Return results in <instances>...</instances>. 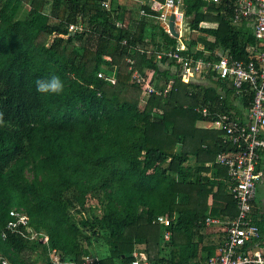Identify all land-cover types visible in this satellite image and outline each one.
I'll return each instance as SVG.
<instances>
[{
  "label": "trees",
  "instance_id": "trees-1",
  "mask_svg": "<svg viewBox=\"0 0 264 264\" xmlns=\"http://www.w3.org/2000/svg\"><path fill=\"white\" fill-rule=\"evenodd\" d=\"M233 1L184 0L195 30L180 53L203 57L204 50L221 48L245 57L253 36L230 22ZM138 12L122 0H0V253L13 264H30V252L38 250L43 264H85L86 255L98 258L93 264H116L137 248L152 264L195 263L216 247L204 241L205 219L236 214L224 167L204 166L228 147L197 107L217 109L223 93L219 110L241 115L250 97L242 95L237 108L221 80L184 82L179 63L153 52L177 49L178 39ZM70 23L82 29L61 36ZM128 57L142 76L172 79L170 89L144 95ZM54 75L63 82L60 93L36 90L37 80ZM201 170H211L212 178ZM88 195L99 199L100 214L86 206ZM13 208L47 240L12 232L2 238ZM158 215L170 224L157 222ZM253 215L263 233L257 207ZM94 241L103 242L98 256L89 247Z\"/></svg>",
  "mask_w": 264,
  "mask_h": 264
},
{
  "label": "built area",
  "instance_id": "built-area-1",
  "mask_svg": "<svg viewBox=\"0 0 264 264\" xmlns=\"http://www.w3.org/2000/svg\"><path fill=\"white\" fill-rule=\"evenodd\" d=\"M139 7V16H143L161 26L169 35L170 16L174 17V28L178 33L177 49L166 52L153 51L158 60L166 56L180 64L181 78L184 82L208 79L221 80L235 95L234 104L241 107L242 95H249L247 107L238 115L234 110H219L223 105L224 95L219 97L217 109L208 106L197 107L202 117L209 116L207 126L221 131V142L228 148L218 152L214 163L223 166L228 178V190L231 193L236 207V214L231 217H207L205 223L216 230L218 238L215 239V250L203 260L193 264H264V241L258 225L253 219L256 199V186L262 177L260 161L264 155V0H234L229 15L230 22L236 27L246 25L251 29L253 41H246L244 45L245 57H234L227 50L221 48L206 49L204 56L194 57L183 55L180 50L186 48V19L183 13L184 0H128ZM210 3H220L221 0H205ZM102 5L108 7V1ZM147 6L150 11H147ZM201 26H215L213 22H201ZM82 25L70 23L68 33L54 34L69 36ZM174 37V36H173ZM126 44V40H122ZM141 52L150 53L149 47H141ZM106 60H111L109 55H104ZM129 68L132 69L134 59L128 57ZM98 76L114 82V75L98 73ZM134 80L142 84V93L165 94L171 87L173 80H162L161 76L151 78L142 76L137 70L132 69ZM221 92L223 90L221 89ZM10 219L1 230L4 238L7 232L19 233L23 237L35 239L42 235L41 240L46 241L47 235L34 230L29 224V216L22 209H11ZM156 221L164 226L170 224L166 215H158ZM164 238H169L165 231ZM131 258L116 264H152L143 249L131 252ZM54 263L61 262V256L56 249L51 250ZM85 264H93L98 258L86 255L83 257ZM0 264H13L7 257L0 253Z\"/></svg>",
  "mask_w": 264,
  "mask_h": 264
},
{
  "label": "rangeland",
  "instance_id": "rangeland-1",
  "mask_svg": "<svg viewBox=\"0 0 264 264\" xmlns=\"http://www.w3.org/2000/svg\"><path fill=\"white\" fill-rule=\"evenodd\" d=\"M122 2H124L125 6L127 8H132L133 6H135V3H133V2H128L126 0H122ZM26 7L28 8V6H25L24 8H26ZM186 35L187 36H191V33L187 30ZM53 37H54V35L51 36V38H53ZM140 103L142 105L144 102L143 101H140ZM258 184H259V182L257 183V186H256V197H257V200L260 199V197L262 195L261 194V188H260V186ZM87 198H88V200L86 202V204H87L86 206L92 205L94 207V209H95V212L97 214H100L102 207L100 205L99 199L97 197H93V196H90V195H88ZM76 217L79 218V215H76ZM205 233L207 234V236L204 237V241L215 243V239L218 238V235L216 233L215 228H213V227H207ZM261 239L264 241V232L261 233ZM102 245H103V242L94 241L92 243V245L89 246V247L91 248V251L92 252L97 253V252H100V249H101L100 246H102ZM39 251L40 250H38V253L36 251L30 252V257L31 258H29V260H28L30 262V264H43L39 260L41 258V255H43V254L40 253ZM94 253H91V254L94 255ZM98 255H99V253H97V256ZM188 264H193V261H191V263L189 262Z\"/></svg>",
  "mask_w": 264,
  "mask_h": 264
},
{
  "label": "crops",
  "instance_id": "crops-1",
  "mask_svg": "<svg viewBox=\"0 0 264 264\" xmlns=\"http://www.w3.org/2000/svg\"><path fill=\"white\" fill-rule=\"evenodd\" d=\"M126 1H128V0H126ZM128 2H130V1H128ZM124 3V2H123ZM183 13H184V9H183ZM184 16H185V14H184ZM185 19H186V22H185V25H184V27L186 28V32H187V30L191 33L192 31H194L195 29H191V27H190V25H189V23L187 22V18H186V16H185ZM201 22H204V21H201ZM200 22V23H201ZM206 22H209V21H206ZM200 23H199V26H201L200 25ZM188 37V36H187ZM199 124V123H198ZM200 125H202V124H200ZM206 127H208V128H211V127H209V126H207V124L205 125ZM204 126V127H205ZM211 129H214V128H211ZM215 130V129H214ZM189 164H192L194 167H195V159H191V160H189ZM195 164V165H194ZM204 166H208V167H214V162H206L205 163V165ZM259 167H260V169L262 170V177H261V179L259 180V186H260V188H261V197H260V199H258L257 200V197H256V199H255V201H256V206L255 207H257L258 208V210H259V212H260V214H262L263 215V217H264V155L262 156V158H261V161H260V165H259ZM200 175L201 176H207V177H209V178H212V175H213V173H212V171L211 170H201L200 171ZM219 178V177H218ZM209 203H211V198H209ZM228 215H226L225 217H227Z\"/></svg>",
  "mask_w": 264,
  "mask_h": 264
},
{
  "label": "clouds",
  "instance_id": "clouds-1",
  "mask_svg": "<svg viewBox=\"0 0 264 264\" xmlns=\"http://www.w3.org/2000/svg\"><path fill=\"white\" fill-rule=\"evenodd\" d=\"M63 82L57 76H52L50 79L37 80L36 90L40 93L58 94L63 90ZM2 113H0V124H3Z\"/></svg>",
  "mask_w": 264,
  "mask_h": 264
},
{
  "label": "water",
  "instance_id": "water-1",
  "mask_svg": "<svg viewBox=\"0 0 264 264\" xmlns=\"http://www.w3.org/2000/svg\"><path fill=\"white\" fill-rule=\"evenodd\" d=\"M174 17L173 15L170 16V20H169V31L170 33L174 36V37H177L178 36V33L176 32L175 28H174Z\"/></svg>",
  "mask_w": 264,
  "mask_h": 264
}]
</instances>
